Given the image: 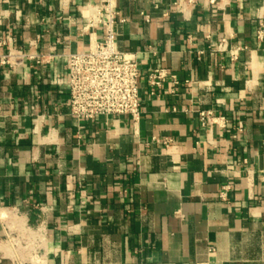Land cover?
I'll return each instance as SVG.
<instances>
[{"label": "crops", "instance_id": "obj_1", "mask_svg": "<svg viewBox=\"0 0 264 264\" xmlns=\"http://www.w3.org/2000/svg\"><path fill=\"white\" fill-rule=\"evenodd\" d=\"M175 1H117L141 117L82 121L68 58L102 0H0V264H264V0Z\"/></svg>", "mask_w": 264, "mask_h": 264}, {"label": "built area", "instance_id": "obj_2", "mask_svg": "<svg viewBox=\"0 0 264 264\" xmlns=\"http://www.w3.org/2000/svg\"><path fill=\"white\" fill-rule=\"evenodd\" d=\"M117 1L102 0L100 5L89 8L87 25L89 28H103L104 40L94 42L88 51L71 54L68 58L70 114L82 121L113 116H129L138 121L141 117L140 65L134 54L120 50L116 42ZM196 2L176 0L174 5L184 10ZM146 18L149 20V17ZM227 49L225 41L218 46L221 52ZM230 55L233 62L238 59V51H231ZM12 59H15L16 65L21 64V57L14 54L3 56L1 61L8 64ZM168 77L166 69H157L146 77V81L156 90L162 88ZM211 115L210 112L200 113L203 125L214 120ZM163 143L169 145L171 142L167 140ZM229 189L230 186L224 187L222 199H226Z\"/></svg>", "mask_w": 264, "mask_h": 264}]
</instances>
